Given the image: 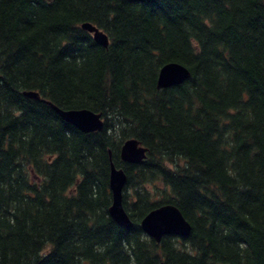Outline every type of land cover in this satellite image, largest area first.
Masks as SVG:
<instances>
[{"label": "trees", "instance_id": "1", "mask_svg": "<svg viewBox=\"0 0 264 264\" xmlns=\"http://www.w3.org/2000/svg\"><path fill=\"white\" fill-rule=\"evenodd\" d=\"M172 61L190 75L158 89ZM110 159L129 227L108 213ZM166 203L191 230L156 242L139 222ZM160 261L264 264V0H0V264Z\"/></svg>", "mask_w": 264, "mask_h": 264}, {"label": "water", "instance_id": "2", "mask_svg": "<svg viewBox=\"0 0 264 264\" xmlns=\"http://www.w3.org/2000/svg\"><path fill=\"white\" fill-rule=\"evenodd\" d=\"M143 1V0H138ZM81 27L91 33L93 40L101 45L108 46L107 34L90 22H84ZM190 75L186 66L179 62H167L158 72L156 86L158 89L174 86L184 82ZM24 94L28 97L40 99L38 92L30 90ZM44 100V99H43ZM54 111L66 122L82 132L101 130L104 120L100 113L90 109H62L52 102L45 100ZM145 148L136 139H126L120 148V158L127 162H136L144 157ZM108 185L111 193V203L108 207L109 216L120 226L129 227L132 221L123 206V187L126 183V174L120 167H116L110 159ZM140 227L150 238L159 242L163 235L186 236L191 230L190 223L184 218L181 211L172 203L162 204L148 211L140 219ZM158 264H165L160 261Z\"/></svg>", "mask_w": 264, "mask_h": 264}]
</instances>
